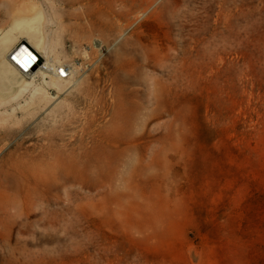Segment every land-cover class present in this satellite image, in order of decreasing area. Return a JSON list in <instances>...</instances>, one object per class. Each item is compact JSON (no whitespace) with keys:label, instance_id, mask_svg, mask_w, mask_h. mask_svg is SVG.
I'll return each instance as SVG.
<instances>
[{"label":"rangeland","instance_id":"rangeland-1","mask_svg":"<svg viewBox=\"0 0 264 264\" xmlns=\"http://www.w3.org/2000/svg\"><path fill=\"white\" fill-rule=\"evenodd\" d=\"M125 1L120 41L107 31L97 46L89 16L63 18L59 0H0V34L17 35L41 12L53 54L81 66L77 86L49 90L40 106L18 109L30 88L0 105V169L54 166L57 147L40 155L49 132L92 165L78 171L83 186L59 191L58 206L27 203L26 264H264V0ZM118 135L121 148L130 138L138 146L114 162L102 149L118 151Z\"/></svg>","mask_w":264,"mask_h":264},{"label":"bare ground","instance_id":"bare-ground-1","mask_svg":"<svg viewBox=\"0 0 264 264\" xmlns=\"http://www.w3.org/2000/svg\"><path fill=\"white\" fill-rule=\"evenodd\" d=\"M62 4L68 6L60 8L61 16L63 18H82L83 14L88 15V24L86 27L90 33H97L102 36V40L93 39L94 45L101 41L98 45L105 43L103 35L107 31H115L117 33L116 42H119L122 37L124 18L126 17V1L125 0H59ZM151 2L152 0H147ZM75 5L83 7L84 11L81 13L74 10ZM41 12L31 17L20 28L17 35L12 33L0 34V105H7L10 101L18 98L23 90L31 89L30 96L25 100V103L19 104L18 109H21L24 104L35 103L37 106L44 100H49V90L55 89L58 93L66 90L68 84L70 86H77L80 83L81 72L77 64L68 65L63 63L58 58L57 54H53L52 48L44 35V26L42 23ZM25 37L26 40H20ZM18 41V42H17ZM27 41V44L24 42ZM98 49V59H102L103 53ZM84 57L90 59L91 55L85 51ZM104 63V62H103ZM115 73L119 77L121 68L120 56L117 57L115 64ZM35 76L42 78L45 86L35 84ZM31 79V80H30ZM118 85L121 84V79H116ZM18 85V87L16 86ZM101 105L100 109L105 110L106 103L103 98L98 99ZM151 102V99H149ZM105 103V104H104ZM36 106V107H37ZM17 107L12 109H5L4 113H13ZM135 112L139 110L140 105H134ZM121 121V120H120ZM126 122L134 123L136 116L126 117ZM59 123V119H53L49 125L54 128ZM119 125V121L115 122ZM42 126V125H41ZM66 127V126H65ZM150 133V137H152ZM42 138L47 140V147H44L41 157L52 156L53 148L57 147L55 151V164L49 166L44 161L38 163V170L35 172H27L25 169L15 165L14 163H7L0 169V221L6 223V231L0 230V264H26L27 259V244L29 241L26 238H19L30 231L29 222L32 209L27 205L29 201L40 200L38 205L44 206H58L61 196L58 194L61 189L67 191L68 184L84 185V178L78 175L80 167H92L90 163L81 161L73 151H67L64 143V138L61 133L55 134L49 132ZM117 144L115 145L118 151L110 149V143L104 144L102 154H109L114 162L119 161L126 153V149L138 146L136 140H127L126 146L122 147V139L120 135L117 136ZM135 139V138H132ZM60 142H63L60 145ZM152 141H150L151 144ZM151 146V145H150ZM72 161L68 162V159ZM97 166V165H96ZM104 176L103 172L102 175ZM25 179L29 182L28 186H22L18 179ZM83 178V179H82ZM99 186L101 184L99 183ZM25 201V207L17 209L16 213L10 211L11 207L19 205L20 200ZM69 202H72L68 199ZM60 208H53L54 213L59 212ZM70 211V204H67L61 212ZM38 222H42L44 217L42 214L38 216ZM16 230L17 238L20 242L18 251L10 244V237L12 231ZM42 238V237H40ZM18 254V255H16Z\"/></svg>","mask_w":264,"mask_h":264},{"label":"water","instance_id":"water-1","mask_svg":"<svg viewBox=\"0 0 264 264\" xmlns=\"http://www.w3.org/2000/svg\"><path fill=\"white\" fill-rule=\"evenodd\" d=\"M27 44V41H24Z\"/></svg>","mask_w":264,"mask_h":264}]
</instances>
